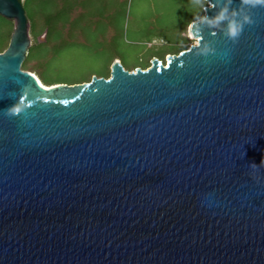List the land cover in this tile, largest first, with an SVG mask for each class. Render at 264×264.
<instances>
[{"label": "water", "instance_id": "water-1", "mask_svg": "<svg viewBox=\"0 0 264 264\" xmlns=\"http://www.w3.org/2000/svg\"><path fill=\"white\" fill-rule=\"evenodd\" d=\"M204 1L253 23L233 41L198 18L164 62L44 85L21 1L0 0V264H264V8Z\"/></svg>", "mask_w": 264, "mask_h": 264}, {"label": "rangeland", "instance_id": "rangeland-1", "mask_svg": "<svg viewBox=\"0 0 264 264\" xmlns=\"http://www.w3.org/2000/svg\"><path fill=\"white\" fill-rule=\"evenodd\" d=\"M66 2L71 0L29 1L32 8L50 11L58 20L68 15ZM76 2L80 9L71 15L76 24H83L82 39L43 45L33 54L47 59L44 71L48 74L70 79L82 78L90 72L101 74L112 57H117L123 67L143 66L153 54L163 56L164 60L169 54L164 52L177 48L175 43L180 39L185 21L197 13V6L192 5L191 0ZM43 33L38 36L39 41L44 40ZM188 38V45L195 42Z\"/></svg>", "mask_w": 264, "mask_h": 264}, {"label": "trees", "instance_id": "trees-1", "mask_svg": "<svg viewBox=\"0 0 264 264\" xmlns=\"http://www.w3.org/2000/svg\"><path fill=\"white\" fill-rule=\"evenodd\" d=\"M20 1L24 9L25 17L29 24L28 32L31 39V44L28 48V53L21 64L22 69L34 73L41 81V83L44 85H49L57 82L75 83V82L88 81L91 78V75L93 74L103 77L109 76V66L111 62L117 57H112L108 61L106 70L101 74L90 72L82 78L70 79L66 77L57 76L55 74L46 73L44 69L48 63L47 59L46 58L44 59L39 55L38 56L33 55L35 50L41 48L43 45L49 46L64 39L69 41L72 38L77 40L82 39V36H84L83 29L81 28L83 24L82 23L76 24L74 17L71 15L73 11L79 10L80 8L79 6H77L76 0H71V2L69 3L66 2L64 7L67 9L66 12L68 15L58 20L53 17L54 13H51L50 11H43L42 9H38L34 7L32 8L29 3L30 0H20ZM205 5H206V1L204 0H202L201 5H196L197 13L196 15L189 17L185 21L181 30L182 34H180V39L175 43L177 45L176 46L177 48L172 51H166L164 52V54L177 53L178 51L188 47L189 38L185 33L186 28L195 16L198 19L203 15V7ZM38 14H40L39 17ZM12 28H13V20L0 15V52L6 48ZM43 32H44V40L39 41L38 36H40ZM47 55L50 56L51 53ZM154 56L164 62L163 56L158 57L153 54L150 57H154ZM137 66L141 68H146L149 66V61H147V64L143 66L134 65L124 68L127 70H133Z\"/></svg>", "mask_w": 264, "mask_h": 264}, {"label": "clouds", "instance_id": "clouds-1", "mask_svg": "<svg viewBox=\"0 0 264 264\" xmlns=\"http://www.w3.org/2000/svg\"><path fill=\"white\" fill-rule=\"evenodd\" d=\"M232 0H226L227 5L230 6ZM192 5H201L202 0H191ZM241 5L248 6L249 10L261 7L264 8V0H240ZM206 11V8L204 9ZM229 7L225 6L223 7L220 12L214 16V17H208L207 15L199 17L200 23H206L210 28H216L219 27L220 23L222 21L227 20V32L225 33L229 39L236 41L239 36L241 35L244 25L245 24H251L253 23L252 17L248 13H243L242 18V9L237 8L232 11V18L229 19L228 17ZM189 35H196L197 33H200V29L197 25V17L195 16L193 20L189 23ZM196 44H200V40H196ZM32 101L28 99L27 92H24L23 95L20 96L19 100L9 106L7 108V112L11 115H19L20 112L25 107H31ZM252 165L255 166V162H252ZM261 166H264V159L261 160Z\"/></svg>", "mask_w": 264, "mask_h": 264}, {"label": "bare ground", "instance_id": "bare-ground-1", "mask_svg": "<svg viewBox=\"0 0 264 264\" xmlns=\"http://www.w3.org/2000/svg\"><path fill=\"white\" fill-rule=\"evenodd\" d=\"M34 74V73H33ZM35 75V74H34ZM36 76V75H35ZM37 77V76H36ZM38 78V77H37Z\"/></svg>", "mask_w": 264, "mask_h": 264}, {"label": "crops", "instance_id": "crops-1", "mask_svg": "<svg viewBox=\"0 0 264 264\" xmlns=\"http://www.w3.org/2000/svg\"><path fill=\"white\" fill-rule=\"evenodd\" d=\"M187 29V28H186Z\"/></svg>", "mask_w": 264, "mask_h": 264}]
</instances>
